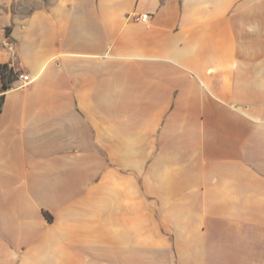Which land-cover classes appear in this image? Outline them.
<instances>
[{"label": "crops", "instance_id": "1", "mask_svg": "<svg viewBox=\"0 0 264 264\" xmlns=\"http://www.w3.org/2000/svg\"><path fill=\"white\" fill-rule=\"evenodd\" d=\"M0 64V264H264V0H0Z\"/></svg>", "mask_w": 264, "mask_h": 264}, {"label": "trees", "instance_id": "2", "mask_svg": "<svg viewBox=\"0 0 264 264\" xmlns=\"http://www.w3.org/2000/svg\"><path fill=\"white\" fill-rule=\"evenodd\" d=\"M16 72L7 64H0V80L2 83V89L5 91L9 87V83L15 78ZM3 97L0 96V109L2 105Z\"/></svg>", "mask_w": 264, "mask_h": 264}, {"label": "built area", "instance_id": "3", "mask_svg": "<svg viewBox=\"0 0 264 264\" xmlns=\"http://www.w3.org/2000/svg\"><path fill=\"white\" fill-rule=\"evenodd\" d=\"M149 19V16L147 14H141L138 17L135 18L136 21L145 22ZM5 46L9 49H12L13 45L10 42H5ZM19 79H23L24 81H27L26 77L23 74L18 75Z\"/></svg>", "mask_w": 264, "mask_h": 264}]
</instances>
